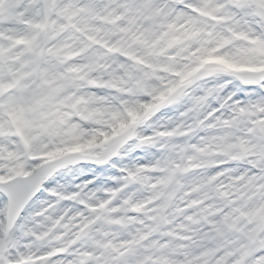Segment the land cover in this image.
I'll list each match as a JSON object with an SVG mask.
<instances>
[{"label":"snow or ice","instance_id":"1","mask_svg":"<svg viewBox=\"0 0 264 264\" xmlns=\"http://www.w3.org/2000/svg\"><path fill=\"white\" fill-rule=\"evenodd\" d=\"M0 264H264V0H0Z\"/></svg>","mask_w":264,"mask_h":264}]
</instances>
